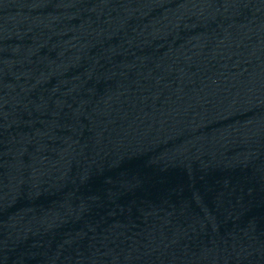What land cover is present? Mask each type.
Instances as JSON below:
<instances>
[{
	"label": "water",
	"instance_id": "water-1",
	"mask_svg": "<svg viewBox=\"0 0 264 264\" xmlns=\"http://www.w3.org/2000/svg\"><path fill=\"white\" fill-rule=\"evenodd\" d=\"M0 264H264V0H0Z\"/></svg>",
	"mask_w": 264,
	"mask_h": 264
}]
</instances>
